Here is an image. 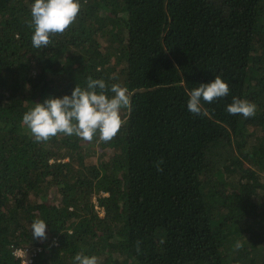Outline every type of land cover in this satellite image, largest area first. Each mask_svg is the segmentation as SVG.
<instances>
[{"label":"trees","instance_id":"obj_1","mask_svg":"<svg viewBox=\"0 0 264 264\" xmlns=\"http://www.w3.org/2000/svg\"><path fill=\"white\" fill-rule=\"evenodd\" d=\"M34 2L0 0V264H264V0H80L45 49ZM217 75L229 94L189 112ZM89 76L128 89L117 135L34 142L24 113ZM234 97L256 115H230Z\"/></svg>","mask_w":264,"mask_h":264},{"label":"clouds","instance_id":"obj_2","mask_svg":"<svg viewBox=\"0 0 264 264\" xmlns=\"http://www.w3.org/2000/svg\"><path fill=\"white\" fill-rule=\"evenodd\" d=\"M81 10L80 0H35L31 5L30 28H34L31 37L33 48L45 49L52 45L50 38L56 34H63ZM110 80L118 79L116 74ZM229 84L220 76L208 83H201L198 87L188 92L190 99L187 109L194 115L207 116L201 101L212 103L218 98L229 94ZM111 93V95H109ZM131 110V97L128 89L119 83L110 86L104 79L87 78V87L77 85L71 95L61 97L49 96L43 103H36L34 108L23 115L22 126L30 130L34 142H46L60 134L73 136L83 141L91 142L99 133V140L111 141L120 131L124 121L121 110ZM257 105L244 99L233 98L227 105L226 111L230 115H242L245 119L256 115ZM163 161L155 162L158 171H163ZM47 223L40 218L31 223L33 239H47ZM164 243L163 240L160 241ZM140 241H137V252L141 251ZM237 241L236 249L242 247ZM73 264H99L97 256L84 255L82 252L75 254Z\"/></svg>","mask_w":264,"mask_h":264},{"label":"built area","instance_id":"obj_3","mask_svg":"<svg viewBox=\"0 0 264 264\" xmlns=\"http://www.w3.org/2000/svg\"><path fill=\"white\" fill-rule=\"evenodd\" d=\"M15 253L17 255H19L20 257H22V261L24 263L31 262L32 258H33V255H34V251L29 246L24 247V248H18V249L15 250Z\"/></svg>","mask_w":264,"mask_h":264},{"label":"rangeland","instance_id":"obj_4","mask_svg":"<svg viewBox=\"0 0 264 264\" xmlns=\"http://www.w3.org/2000/svg\"><path fill=\"white\" fill-rule=\"evenodd\" d=\"M95 148L97 149V147H95ZM97 155H98V152L96 153V157H97ZM100 211H101V214H103V209Z\"/></svg>","mask_w":264,"mask_h":264}]
</instances>
